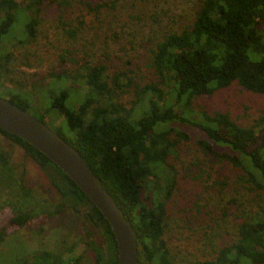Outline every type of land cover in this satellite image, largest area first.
Wrapping results in <instances>:
<instances>
[{"label":"trees","instance_id":"1","mask_svg":"<svg viewBox=\"0 0 264 264\" xmlns=\"http://www.w3.org/2000/svg\"><path fill=\"white\" fill-rule=\"evenodd\" d=\"M43 1L0 0V43L22 13L28 15L26 35L34 40ZM101 1L97 9L110 3L113 7L118 0ZM67 31L74 37L78 27ZM151 54L150 66L158 81L136 84L131 104L117 100L124 74L116 71L108 78L104 63L83 64L81 70L52 74L55 81L66 79L68 86L53 93L50 106L36 116L46 123V116L53 112L64 116V125H49L83 156L132 222L139 243L138 264H264V208L246 216L238 224V237L219 247L212 258L178 262L164 237L167 202L175 186L168 157L178 141L171 135L188 137L170 127L173 122L200 128L204 136L200 144L206 151L240 166L250 187L264 190V115L247 126L229 112L202 109L198 113L193 105L195 99L233 83L264 94V0H201L193 23L165 34ZM10 56L4 55L0 68L8 65ZM79 81L86 91L72 107L68 100ZM124 84L131 87L135 83L128 78ZM8 99L30 109L28 99L21 95ZM0 134L39 165L55 191L51 197L27 187L22 174L16 175L7 148L0 144V184L9 189L11 199L5 201L13 221L24 226L38 215L55 217L71 211L84 227L79 241L65 251L40 249L21 264H81L85 254L92 256L93 264H117L111 225L76 182L26 139L1 127ZM165 168L170 173L164 185ZM6 237V230L1 229L0 243ZM80 244L84 249L77 254Z\"/></svg>","mask_w":264,"mask_h":264},{"label":"rangeland","instance_id":"2","mask_svg":"<svg viewBox=\"0 0 264 264\" xmlns=\"http://www.w3.org/2000/svg\"><path fill=\"white\" fill-rule=\"evenodd\" d=\"M62 1H43L34 40L26 35L24 23L28 15L22 13L0 43V62L6 53L11 55L8 65L0 68V95L9 98L18 94L28 99L34 115L50 106L53 93L68 86L66 79L55 81L52 74L81 70L83 64L104 63L108 78L116 71L124 74L117 100L131 104L136 84L158 81L155 69L150 66L155 43L165 34L191 25L201 2L118 0L113 7L110 3L97 9L101 0H68L67 5L61 4ZM82 20L84 24L80 23ZM75 26L78 33L72 37L67 30ZM128 78L135 83L131 87L124 84ZM79 83L71 89L68 105L72 107L77 106L86 91L84 82ZM193 105L198 113L202 109L229 112L234 120L248 126L264 115V94L233 83L195 99ZM46 120L52 126L64 125V116L54 112ZM170 127L188 137L175 132L171 135L178 141L168 157L174 167L171 175L175 177V186L167 202L164 237L178 262L212 258L219 247L238 237V224L246 216L264 208V190L252 189V184L241 176L246 173L240 166L206 151L200 144L204 138L200 128L189 122H173ZM0 144L7 148L16 175L22 174L27 187L45 196H55L45 173L33 159L1 134ZM168 173L165 168L161 175L164 185ZM8 190L0 184V230L7 233L0 243V264H21L23 258L40 249L63 252L79 241L84 233L83 223L71 211L55 217L38 215L24 226L15 223L5 201L11 199ZM83 249L84 244H80L77 254ZM81 264H93L92 256L85 254Z\"/></svg>","mask_w":264,"mask_h":264},{"label":"water","instance_id":"3","mask_svg":"<svg viewBox=\"0 0 264 264\" xmlns=\"http://www.w3.org/2000/svg\"><path fill=\"white\" fill-rule=\"evenodd\" d=\"M0 127L26 139L68 174L100 209L117 243V264H138L139 243L132 222L77 149L48 123L0 95Z\"/></svg>","mask_w":264,"mask_h":264}]
</instances>
